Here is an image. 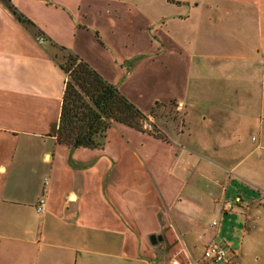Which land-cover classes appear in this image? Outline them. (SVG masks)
<instances>
[{"label":"crops","instance_id":"crops-1","mask_svg":"<svg viewBox=\"0 0 264 264\" xmlns=\"http://www.w3.org/2000/svg\"><path fill=\"white\" fill-rule=\"evenodd\" d=\"M11 1L43 32L0 1V264H197L219 223L232 230L223 264H264V0H235L249 13L231 0ZM53 43L148 115L175 99L183 129L113 120L101 146L57 142L67 75ZM235 192L247 202L222 210Z\"/></svg>","mask_w":264,"mask_h":264},{"label":"trees","instance_id":"trees-1","mask_svg":"<svg viewBox=\"0 0 264 264\" xmlns=\"http://www.w3.org/2000/svg\"><path fill=\"white\" fill-rule=\"evenodd\" d=\"M0 1L17 19L31 26L35 35H42L43 31L11 0ZM53 45L66 52V63L57 62L67 75L56 129L57 142L69 146H101L113 120L146 130L142 125V120L147 119L144 111L78 53L61 44ZM149 131L164 137L155 126Z\"/></svg>","mask_w":264,"mask_h":264},{"label":"rangeland","instance_id":"rangeland-1","mask_svg":"<svg viewBox=\"0 0 264 264\" xmlns=\"http://www.w3.org/2000/svg\"><path fill=\"white\" fill-rule=\"evenodd\" d=\"M227 6L234 13H245L250 10L248 7L241 5L239 1H235V0H231L227 4ZM249 19L250 18L247 17L248 21ZM51 51H52L53 56L57 59V61L66 63V52L64 50H61L58 47H52ZM151 110H152L151 115L147 114V119L142 120V125L148 128V130L154 128L155 126L156 129H158L160 132H163L161 124L171 122L172 120H174L177 123L178 129L179 128L183 129V124H184L183 110L180 109V104H178L175 99H172L171 101H168V102H159L155 106H153ZM247 194L248 193H246L245 196ZM215 217L217 216L212 213L206 214L205 220L203 222L206 230L212 231L211 220ZM216 219H218V217ZM218 227H219V230L217 232L216 240H219V241L227 240V236L232 233L231 228H229V226L222 227L220 223ZM235 233H236V236H239L237 231H235ZM223 244L225 243L223 242ZM203 248H204L203 243H197L195 249L193 250L195 257L197 258L195 259L197 264H223L224 263V262L214 263L212 261H207L206 259H204L203 258ZM170 259L171 257L166 258L167 264H170L169 262ZM178 259L186 260L184 259V257H178ZM230 264H232V262Z\"/></svg>","mask_w":264,"mask_h":264},{"label":"built area","instance_id":"built-area-1","mask_svg":"<svg viewBox=\"0 0 264 264\" xmlns=\"http://www.w3.org/2000/svg\"><path fill=\"white\" fill-rule=\"evenodd\" d=\"M246 197L240 192H235L229 196L222 199L221 207L222 210H229L235 205H238L245 201ZM44 198L41 197L38 200L37 208L41 210L43 208ZM213 225L217 224V220L211 221ZM203 258L207 261H212L214 263L224 262L228 263L231 259L230 252L227 247L221 243V241L216 239H211L207 242L203 248ZM170 264H196L193 260H180L178 258H171L169 260Z\"/></svg>","mask_w":264,"mask_h":264}]
</instances>
